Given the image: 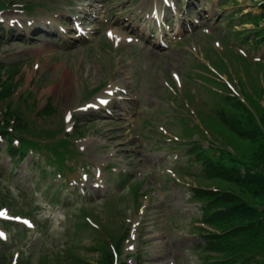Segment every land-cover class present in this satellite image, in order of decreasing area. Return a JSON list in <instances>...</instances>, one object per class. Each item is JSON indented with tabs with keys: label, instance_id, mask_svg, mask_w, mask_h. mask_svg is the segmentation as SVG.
<instances>
[{
	"label": "rangeland",
	"instance_id": "rangeland-1",
	"mask_svg": "<svg viewBox=\"0 0 264 264\" xmlns=\"http://www.w3.org/2000/svg\"><path fill=\"white\" fill-rule=\"evenodd\" d=\"M76 1L18 0L14 4L21 9H15L12 6L7 8L9 0H0V5L5 3L7 8L0 12V23L3 22L0 24V64L5 66L0 74L14 71L13 81H18L19 88L11 101L15 105L18 96L35 93L24 97L23 107L28 108L35 105V99L38 105H44L48 98L53 110L46 108L36 115V120H46L44 127L49 129L64 120L61 114L70 112L72 120L66 118L67 123L62 122L65 132L70 128L73 131L77 122L81 123L84 129L81 133L85 132V136L75 140L76 147L82 152L77 158L80 163L68 162V165L85 164V169L90 172L83 192L80 185L71 184L69 190L59 187L57 193L58 179H66L64 168L56 172V180L51 182L47 173L52 167L47 166L46 172L40 176L41 156L29 154L12 168L5 145L0 142L1 212L27 219L33 225L27 233L19 227H11L13 225L8 227L6 247L0 245V256H8L10 252L15 258L18 254L17 264H39L41 258L44 263L68 264L67 251H71L82 259L95 260L98 253L103 254L100 249L92 251L94 242H97L94 232L108 231L122 223V212L123 216L129 217L127 221H131L129 225L126 223L128 227L125 229L131 242L124 243L118 261H127L128 264L214 263L213 255H204L202 238L195 229L198 227L195 222L204 220L201 211L204 201L188 192V184L222 189L230 185L196 176L201 167L188 164L194 159L184 156L181 147L169 150L166 145L169 139H181L182 136L181 115L175 110L187 111L186 122H183V127L189 130L187 138L203 143L204 147L205 143H213L204 139L212 136L209 121L214 111L222 107V97L244 106L252 114L248 101L260 95L264 83L260 74L264 75V68L250 65L247 59L264 61V46L241 42L242 34L250 33L248 37H253V26L241 22L246 20V14L259 12L257 3L260 0H235L237 6L230 0H174L176 15L170 17L167 24L169 29H179L180 32L176 34L173 30L170 33L169 39H165V50L151 44L146 47L143 40H149L139 37L133 26L124 24L121 19L126 14L134 26H142L140 16L146 17L151 11L152 0H92L100 6L97 15L105 16V19L108 14L114 16L108 23L104 19L91 21L94 33L86 35L89 39L75 37L67 17L68 10L78 7ZM22 7L31 10H22ZM46 19L50 25L46 24ZM12 21L14 24H10ZM56 23L61 24L67 33H59ZM106 29L116 30L125 38L133 37V41L126 43L123 39L115 44L114 40L105 38ZM202 75H213V85L206 84ZM216 77L223 82L217 81ZM110 85L128 91V100L111 102L108 111H78L96 97L105 96ZM68 86L71 91L67 95ZM207 86L209 91L204 88ZM262 103L260 99L259 104ZM20 113L23 114L22 121L34 118L29 109ZM210 126L214 140L219 143L225 140L233 150L239 149L240 157L249 160L251 150L233 143L225 135L219 119L213 120ZM41 128L43 126L38 127ZM61 128L59 125L58 130ZM164 128L167 131L163 132ZM36 131L30 128L29 133ZM60 136L63 138L61 131ZM40 145L39 148L44 150V144ZM46 145L51 146L50 143ZM71 150L72 145L63 148L57 154L59 161L63 163ZM109 165L112 177L122 173L129 175V181L120 183V187L117 181L110 179L112 177L109 181L104 176V168ZM170 169L179 177L189 173L196 178H185L183 183H178L176 177L169 174ZM82 173L80 167L73 177L79 180ZM139 179L143 180V185L134 189L138 192L135 198L143 205L136 214L129 185ZM231 189L237 191L233 186ZM47 190L54 199L49 198ZM68 192L72 196L67 200L64 197ZM144 192L147 195L140 198ZM243 197L251 203L248 196ZM130 204L134 206L133 210L130 207L131 212ZM84 212L88 213L87 217ZM87 220L92 230L84 225L83 221ZM2 229H6L4 224H0V233ZM235 240L237 244L247 242ZM248 243L252 250L264 251V233L259 241ZM130 246L132 251L128 250ZM133 253L139 259H133ZM222 256L219 254L220 258ZM253 258H256L253 259L256 264L264 262L262 255Z\"/></svg>",
	"mask_w": 264,
	"mask_h": 264
},
{
	"label": "trees",
	"instance_id": "trees-1",
	"mask_svg": "<svg viewBox=\"0 0 264 264\" xmlns=\"http://www.w3.org/2000/svg\"><path fill=\"white\" fill-rule=\"evenodd\" d=\"M260 11L258 15L248 17V20L245 21L251 22L256 27L255 38L257 41L255 43L264 45V27L258 30L261 23H264V4L261 5ZM255 65L259 69L264 68L263 64L255 63ZM2 69H5L4 64H0V71ZM4 74H6V77L4 76L6 79L3 80L0 76V101L9 98L16 85L13 81L14 71L5 72ZM262 91L259 92L261 96ZM221 100L222 107L220 110L214 111L215 113L210 118L208 125L214 145L203 149L199 142H189L188 153L194 155V162L191 163L198 164L201 167L196 176H203L230 185L226 189L216 186L212 189L208 187L191 190L195 198L204 201L201 205L204 224L216 231L214 234L203 230L205 232L203 235L205 243L203 250L216 255L211 258L215 261L211 264H256L253 260L256 258H253V256L262 255L264 257V254H262L264 251L252 250V245H249L248 242L259 241V237L264 233V116L255 106L261 121L259 125L254 115L250 114L244 106L242 107L226 97H222ZM47 108L53 110L51 102H49ZM7 110L9 113L4 114V116H8V118L4 117L0 120V136L6 143L8 153L13 158H20L25 153L27 146L23 147L21 151H17L11 143L7 128L11 120L15 123L13 126L15 134H29L30 127L19 118L18 111L11 108V105L7 106ZM218 119L221 121L225 135L230 137L233 143L245 145L251 150L248 161L240 157L239 149L233 150L225 140L221 143L214 140L213 128L210 124H213V120ZM79 129L76 128V131L79 132ZM214 130L218 132V129ZM183 134L187 137L189 130L185 128ZM18 140L21 143L28 144L23 138H18ZM209 145L212 144L209 143ZM33 146L36 147L37 145L33 144ZM56 149L60 150L62 148H56L55 146L53 151L56 152ZM232 186L240 193L231 189ZM243 195L248 196L251 203ZM235 239H244L247 242L237 244ZM118 245H116L117 248ZM99 249L103 255L99 253L98 259L95 262L93 260L92 263L114 264L112 255L103 246L99 248V243H95L92 251L97 252ZM255 252H258V254H255ZM221 253L223 256L220 258L219 254ZM67 255L69 258L68 264H92L89 262L90 260H84L70 251H67ZM7 260L8 257L5 255L0 256V264H5ZM46 262L44 263L43 258H41V264H50L48 261ZM261 262V264H264L263 261Z\"/></svg>",
	"mask_w": 264,
	"mask_h": 264
},
{
	"label": "bare ground",
	"instance_id": "bare-ground-1",
	"mask_svg": "<svg viewBox=\"0 0 264 264\" xmlns=\"http://www.w3.org/2000/svg\"><path fill=\"white\" fill-rule=\"evenodd\" d=\"M111 35L113 36V37H115V38H117V32H113V33H111ZM70 89V86H68L67 88H66V94L68 95L69 93H70V91L71 90H69Z\"/></svg>",
	"mask_w": 264,
	"mask_h": 264
}]
</instances>
